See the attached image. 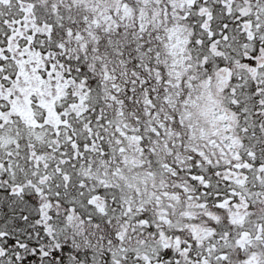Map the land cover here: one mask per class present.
I'll use <instances>...</instances> for the list:
<instances>
[{
    "label": "snow or ice",
    "instance_id": "snow-or-ice-1",
    "mask_svg": "<svg viewBox=\"0 0 264 264\" xmlns=\"http://www.w3.org/2000/svg\"><path fill=\"white\" fill-rule=\"evenodd\" d=\"M0 264H264V0H0Z\"/></svg>",
    "mask_w": 264,
    "mask_h": 264
}]
</instances>
